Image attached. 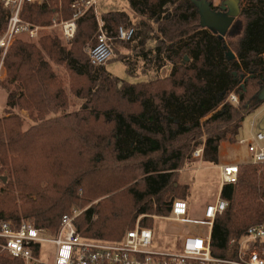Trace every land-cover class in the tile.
Instances as JSON below:
<instances>
[{
    "label": "trees",
    "instance_id": "obj_1",
    "mask_svg": "<svg viewBox=\"0 0 264 264\" xmlns=\"http://www.w3.org/2000/svg\"><path fill=\"white\" fill-rule=\"evenodd\" d=\"M72 1L61 0L66 19ZM193 1L125 0L136 21L124 11L101 12L109 37L119 26L134 28L133 39L122 44L135 43L138 53L120 61L129 76L147 75L145 82L128 83L89 64L82 49L96 44L97 32L90 12L66 46L58 34L42 36L38 45L12 44L5 61L13 86L7 106L40 121L23 131L18 115L0 119V220L54 234L61 217L77 208L83 212L75 225L84 237L119 241L140 216L169 217L172 200H184L189 188L179 184V171L199 146L203 163L219 164L221 143L234 141L264 102L258 100L264 0H240L241 14L223 39L201 28ZM52 6L54 0L25 2L21 17L49 24ZM6 15L0 3V33ZM50 61L74 78L69 90L83 102L79 111L57 115L67 103ZM164 69L169 74L162 77ZM232 93L236 104L227 100ZM238 167L236 183L220 189L228 206L211 228L215 256H224L228 242L249 227L264 224V164ZM147 222L141 225L149 228ZM0 264L23 262L0 255Z\"/></svg>",
    "mask_w": 264,
    "mask_h": 264
},
{
    "label": "built area",
    "instance_id": "obj_2",
    "mask_svg": "<svg viewBox=\"0 0 264 264\" xmlns=\"http://www.w3.org/2000/svg\"><path fill=\"white\" fill-rule=\"evenodd\" d=\"M43 1L0 0L7 12L5 26L0 33V79L8 50L14 40L21 35L34 37L39 31V27L21 19L22 5L25 2L41 4ZM98 4L99 0H73L70 5L71 17L60 23L53 20V24L60 27L63 37L71 40L76 33L78 21L87 13H92L97 22L98 34L96 44L87 50V58L93 67L104 66L112 59L113 43L130 42L135 35L134 28L119 26L115 35L109 37L105 33L103 20L98 18ZM227 100L233 104L238 102L234 94H230ZM251 127L253 130L250 137L240 139L238 144L246 145L252 164H264V127L255 130L254 123ZM202 152V149L195 151L194 157L202 158ZM238 168L234 164L220 167V189L225 184L236 183ZM227 206V202L219 196L205 206L203 220L196 221L186 218L188 206L184 200H174L171 219L206 227L208 233L187 234L171 252L153 249L152 230L143 227L140 221L119 241L84 237L75 225L83 211L73 209L61 217L54 234L26 222L16 225L12 221L0 220V253L21 260L23 264H264V224L251 226L239 239H231L224 256L212 254L211 228L216 216L222 214ZM46 246L53 248L52 254L45 250ZM44 254L46 258L43 260Z\"/></svg>",
    "mask_w": 264,
    "mask_h": 264
},
{
    "label": "rangeland",
    "instance_id": "obj_3",
    "mask_svg": "<svg viewBox=\"0 0 264 264\" xmlns=\"http://www.w3.org/2000/svg\"><path fill=\"white\" fill-rule=\"evenodd\" d=\"M54 3H55V6H52L54 8V13L52 14L50 18L49 24L39 25L31 21L25 20L21 17V19L24 22H27L34 26L39 27V31L37 35L34 37H29L26 35L18 36L14 40V42L18 40L24 43H30V44L32 43V44L38 45V41L42 36L52 34L56 36L59 35L61 43L66 46L67 43L75 37V35L71 40H66L62 35L60 27L59 26L56 27L53 24V20L57 22L59 21L60 23V21H65L69 19V18L66 19L62 13L61 0H54ZM1 5L3 7L2 3ZM99 7L100 8H98V15H99L98 18L101 20H103V17H101V12H107L109 10L124 11L131 16L133 21H136L137 19L134 15H132L125 0H99ZM94 21L97 27V22L95 18H94ZM97 34H98V29L95 34V38L97 37ZM92 45L93 44L88 43L82 49V52L84 56L86 57V59H87V50ZM112 47H113V57L104 65L108 73L128 83H140V82H145L149 80V77L147 75L141 74V73L137 74V76H129L126 72L125 65L120 61L123 58L130 59V57L132 58L134 55H136V53H138V51L135 49V43L122 44V43L115 42L113 43ZM50 65L57 79H60L63 81V87L65 89L64 93H65L66 103H67L66 108L57 115L63 116V115H68V114H72V113L79 111L83 102L81 100H78L69 90L70 83L71 81L74 80V78L72 77L70 72L66 69V67H64V65L54 63L53 61H50ZM141 65L142 64L138 62V66H141ZM168 74H169V69H164L160 75L163 77ZM78 83L79 85L83 84L81 80H78ZM12 89H13V86H10L7 82V70H6V66L4 63V72L0 79V119H4V118L8 119V118H11L12 116L18 115L21 119L25 121V124L22 128V130L25 131L28 129L30 125H35L39 123L40 120L39 121L33 120L30 117L29 111L27 110L19 109V108L11 109L7 106L8 94H9V91H12ZM258 109L260 110L264 109V102L260 105ZM48 118L49 116H47L45 120ZM252 120H253V114L247 116L246 119L243 121L242 126H241L243 130L241 131L242 133L240 134V137H244V139H248L250 137V133H249L251 129L250 123L252 122ZM260 120H261V123L264 124V117H262V119ZM223 143L225 144H235L236 143L237 144L238 139L236 137L234 141H225V142H222L221 144ZM199 149H202V146H199L197 148V150ZM194 153L192 155L193 162L190 164H186L179 171L180 176H179L178 182L180 185H187L189 188L187 196L184 198V201L187 203V206H188V214L186 218L189 220L199 221V220H203L204 218L203 215H204L205 206L213 203L219 197L220 186H221L220 165L218 164L217 166H213V165L205 164L202 162V158L194 157ZM220 154H221L220 162L227 163V164H232V163L242 164L246 161H249V158H250V155L247 152L245 144H242L238 147L223 148V149H221L220 147ZM1 176L6 179L5 177L6 172L2 173ZM100 200L101 199L91 201V203H89L87 207H90L93 204H97ZM170 200H172V197L168 199V201ZM173 201L174 200H172V202ZM142 217L143 216H140L136 220L135 225L139 221L141 224V221L144 218L148 219V222H147L148 227L152 230V233H153L152 247L153 249L158 250V251H163V252L173 251L176 246L180 245L181 240L187 234L205 235L208 233V228L206 227L180 223L178 221L171 219L173 218V216H169V218L158 217V216H148V217H143V218ZM45 250L46 251L48 250V253L50 254L53 253L52 247L46 246ZM0 255L6 256L2 253H0ZM45 258H46L45 254L42 255V259L44 260Z\"/></svg>",
    "mask_w": 264,
    "mask_h": 264
},
{
    "label": "water",
    "instance_id": "obj_4",
    "mask_svg": "<svg viewBox=\"0 0 264 264\" xmlns=\"http://www.w3.org/2000/svg\"><path fill=\"white\" fill-rule=\"evenodd\" d=\"M199 15L200 26L211 31L220 39L226 35L234 21L240 16V0H226L221 6L222 12L211 9V5L206 0L193 1ZM229 59H234L232 52L227 53ZM258 100L264 101V87L258 93ZM6 179L4 178V181Z\"/></svg>",
    "mask_w": 264,
    "mask_h": 264
},
{
    "label": "crops",
    "instance_id": "obj_5",
    "mask_svg": "<svg viewBox=\"0 0 264 264\" xmlns=\"http://www.w3.org/2000/svg\"><path fill=\"white\" fill-rule=\"evenodd\" d=\"M209 1L212 2L214 7H218L223 1H226V0H209ZM262 117H264V109H261V110L258 109L257 111H255L253 113V120L250 123V128L251 129H250L249 133H251V131L253 130L252 127H251L252 123H254V125H255V130H257L258 128L264 127V124H262L261 120H260V119H262ZM242 130L243 129L240 128L239 133L237 135L238 141L240 139H244V137H240V134L242 133L241 132ZM238 146H240L238 143L237 144L236 143L235 144H225V143H223V144H221V149H223V148H231V147H238ZM220 159H221V154H220V151H219V165H220V167L227 164V163H221ZM249 163H251V158H249V161H246V162H244L242 164H249ZM232 164H234V163H232ZM242 164H234V165H238L239 166V165H242Z\"/></svg>",
    "mask_w": 264,
    "mask_h": 264
},
{
    "label": "flooded vegetation",
    "instance_id": "obj_6",
    "mask_svg": "<svg viewBox=\"0 0 264 264\" xmlns=\"http://www.w3.org/2000/svg\"><path fill=\"white\" fill-rule=\"evenodd\" d=\"M223 2H224V1H223ZM223 2L218 6V9H216L215 11H217V12H222V11H221V6H222Z\"/></svg>",
    "mask_w": 264,
    "mask_h": 264
}]
</instances>
